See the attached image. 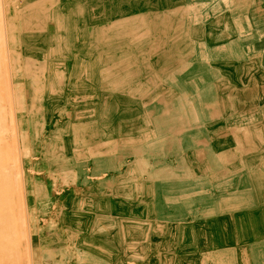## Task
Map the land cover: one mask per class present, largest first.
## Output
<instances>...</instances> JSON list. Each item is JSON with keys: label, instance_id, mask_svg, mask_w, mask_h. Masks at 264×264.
I'll list each match as a JSON object with an SVG mask.
<instances>
[{"label": "bare ground", "instance_id": "1", "mask_svg": "<svg viewBox=\"0 0 264 264\" xmlns=\"http://www.w3.org/2000/svg\"><path fill=\"white\" fill-rule=\"evenodd\" d=\"M0 264H264V0H0Z\"/></svg>", "mask_w": 264, "mask_h": 264}, {"label": "rangeland", "instance_id": "2", "mask_svg": "<svg viewBox=\"0 0 264 264\" xmlns=\"http://www.w3.org/2000/svg\"><path fill=\"white\" fill-rule=\"evenodd\" d=\"M31 163V161L29 160V164ZM33 169V168H32Z\"/></svg>", "mask_w": 264, "mask_h": 264}]
</instances>
